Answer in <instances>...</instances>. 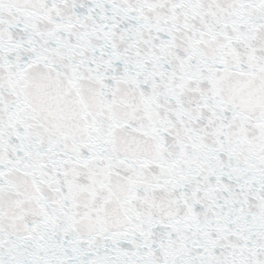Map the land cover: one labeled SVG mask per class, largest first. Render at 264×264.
Returning <instances> with one entry per match:
<instances>
[{"label":"snow or ice","instance_id":"snow-or-ice-1","mask_svg":"<svg viewBox=\"0 0 264 264\" xmlns=\"http://www.w3.org/2000/svg\"><path fill=\"white\" fill-rule=\"evenodd\" d=\"M0 264H264V0H0Z\"/></svg>","mask_w":264,"mask_h":264}]
</instances>
